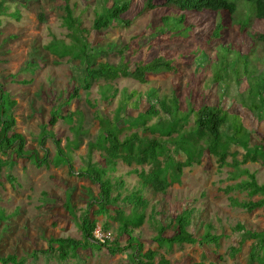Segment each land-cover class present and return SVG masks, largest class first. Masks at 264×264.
I'll return each mask as SVG.
<instances>
[{
  "label": "rangeland",
  "instance_id": "obj_1",
  "mask_svg": "<svg viewBox=\"0 0 264 264\" xmlns=\"http://www.w3.org/2000/svg\"><path fill=\"white\" fill-rule=\"evenodd\" d=\"M65 2L74 16L80 19L81 26L90 30L84 34L87 41L102 50L99 61L118 62L121 57L117 53L118 49L128 46L124 59L131 65L163 55L172 60L173 69L149 76L148 82L144 84L122 77L111 82L100 80L89 91L79 89L78 97L61 108L75 87L74 78L79 73V63L68 60V57L58 59L46 46L51 45L54 39L63 41L64 44L69 43V31L61 20ZM163 2L164 0H153L154 9L138 13L140 4L138 0H132L129 11L124 15V18L131 20L128 27H112L96 32L91 30V24L99 0H0V83L13 103L12 112L16 121L14 130L25 137L26 146L37 152L40 158L43 148L38 139L42 126L46 125V130H51L60 140L65 153L63 157L73 167V172L69 173L68 164H64L55 155V146L50 138L44 143L51 160L48 166L38 167L31 159H17L10 155L15 159L10 172L14 181L10 182L4 177V169L0 171V256L13 254L26 258L27 264H133L128 257L129 250L109 254L94 243L82 244L64 261L59 260L55 254L41 255L35 261L29 258L34 250L46 249L50 237H72L82 241L77 223L87 201L91 196H97L98 187L87 178L80 177L78 171L87 167L88 161L104 166L97 150H93L90 158H87L88 144L95 142L99 130L96 110H100L110 120L117 113L121 118L128 114L136 116L148 108L146 93L151 88L157 90L159 97L177 94L182 111H186L188 106L197 101L210 105H216L220 101L223 109L237 113L244 126L251 131V144H264V120L256 121L236 100L229 99L237 91L234 78L230 77L233 74L231 63L225 72L218 73L217 79L221 75L224 77L222 81L213 84L215 63L224 54L227 59L232 56L231 51L223 53L219 47L230 45L231 50H240L239 53L242 54V51L249 49L248 44L253 41L252 38L255 39V34H264V20H255L243 32L238 26L230 24L221 31L220 38L210 40V31L201 36L196 31L205 28L212 30L219 20L218 15L210 17L205 13H189L186 14V22L194 28L187 34V38L181 39L167 30L162 34L158 32L163 15L177 17L181 14L174 7H165ZM245 13V3H240L235 21L243 20ZM42 15L43 21L40 18ZM207 40L209 43H206ZM257 49L262 52V58L254 60V66L250 68L254 67L256 75L264 78V45ZM198 50L200 51L197 52ZM205 54L207 61L200 62L199 56L203 60ZM243 72V67L239 66L240 75ZM244 78L241 80L243 89L247 87ZM23 80L29 82L25 84L21 82ZM106 86H111V90L105 94L103 88ZM113 89H117L115 96L110 95ZM92 104L96 107H92ZM122 105L124 107L121 108ZM56 108L60 110V118L54 126H49L50 112ZM72 112L71 116L66 115ZM79 116L81 125L78 128ZM153 120L154 118L151 121ZM191 123L190 115L185 127ZM132 131L135 128H126L120 137ZM237 157L240 159V155ZM200 159V164L183 168L180 183L171 185L165 195L154 194L150 188L142 186L139 177L132 173L133 169L147 171L149 166H128L118 161L114 169L107 172L113 184L122 183L120 189L116 186L113 190L112 197L116 199L118 196L114 204L107 207L108 215L116 214L115 210L121 206L124 196H133L137 192L148 200L147 216L149 217L151 209L156 211V220L147 218L133 232L144 250L157 248L171 264H196L200 261L207 263L217 255H222L226 264H248L252 240L246 239L239 246V237L236 236L234 227L239 223L245 229L263 232L264 208L248 213L231 203L229 197L238 201L249 199L245 192H224L226 186L245 180L247 176L238 174L232 177L238 172L229 166L219 168L216 159L207 152ZM227 161L230 162V157ZM240 168L254 173L259 185L264 183V167L259 163L247 162ZM65 203L70 204L72 212ZM120 209L122 214L116 221L104 215L96 218V228L112 238L108 243L121 233L122 217L132 214L130 205ZM184 210H191L192 213L189 216L191 221L188 230L198 239L206 233L220 236L217 245L205 240L200 242L201 245L197 243L182 246L161 245L153 241L157 232L152 225L165 224ZM105 224L108 225L107 229L103 228ZM173 229L171 226L164 235H172ZM125 239L123 234L119 237L122 245ZM232 247H240L233 257L230 256Z\"/></svg>",
  "mask_w": 264,
  "mask_h": 264
},
{
  "label": "trees",
  "instance_id": "obj_2",
  "mask_svg": "<svg viewBox=\"0 0 264 264\" xmlns=\"http://www.w3.org/2000/svg\"><path fill=\"white\" fill-rule=\"evenodd\" d=\"M131 2L132 0H99L97 8H95L97 10H95L91 30L98 32L112 27H128L131 20L124 18V15L129 11ZM138 3L141 7L138 13L155 8L153 0H138ZM240 3H245L246 13L243 20L236 22L235 17L239 11ZM163 4L165 7H174L181 14L177 17L163 15L160 18L161 26H159L158 32L162 34L167 30L181 39L187 38V34L191 33L194 28L192 24L186 22V14L189 13H205L210 17L218 15L219 20L216 21L212 30L205 28L196 31L200 34L198 36L210 31V40L220 38L221 31L230 24L238 26V29L243 32L255 20H264V0H164ZM40 18L42 21L44 20L43 15ZM61 20L62 25L69 31L67 35L69 43L64 44L63 41L54 39V42L52 41L51 45H47L46 48L58 59L68 57V60L79 63V73L74 78L75 87L61 108H65L72 99L78 97L79 89L89 91L91 86L100 80L111 82L122 77L144 84L148 82L149 76L162 74L173 69L172 60L163 55L156 56L149 61H137L131 65L129 61L124 59V53L128 51V46L118 49L117 53L121 55L118 62L99 61L102 50L95 48L87 41L84 34L90 30L81 26L80 19L74 16L72 9L66 2L63 5ZM252 40L248 44L249 49L242 51V54L239 53L240 50H231L230 45L219 47L220 52L228 53L231 51L232 56L227 59L224 54L220 61L215 63L213 84L222 81L224 77L220 75L221 78L217 79L218 73L225 72L230 68L229 64L231 63L233 74L230 77L234 78L237 91L229 99L236 100L238 104L249 111L253 119L261 122L264 120V78L258 77L255 68L251 69L250 67L254 66L253 63L256 60L262 58V52L257 48L264 45V34L257 33L255 39L252 38ZM206 43L209 41L207 40ZM199 61L203 63L207 61V54L203 60L199 56ZM239 66L243 67V75L239 73ZM243 77L247 82V87L244 89L241 81ZM21 82L26 84L29 81L23 80ZM103 90L106 94L111 90V86H106ZM116 94L117 89H113L110 95L115 96ZM146 100L148 101V108L136 116L128 114L121 118L117 113L110 120L100 110H96L99 130L95 142L88 144L87 158H90L93 150H97L104 166L91 164L88 161L87 167L78 171L80 177L87 178L98 187L97 196H91L90 200L87 201L86 208L77 223L83 242L72 237H50L46 249L34 250L29 255L31 261H35L41 255L52 254L64 261L71 254L73 255L82 244L94 243L99 249H105L109 254L123 253L129 250L128 257L133 264H171L170 260L159 253L157 248L144 250L142 243L133 235L134 229L141 227L147 218L156 220L154 208L151 209L149 217L146 214L149 204L147 199L137 192L133 196H124L121 199V206L115 210L116 214L114 216L108 215L107 207L114 204L118 196L116 199L112 197L113 190L116 186L120 189L122 183L120 185L113 184L107 176V172L112 171L118 161L128 166H149L147 171L133 169L132 173L139 177L142 186L150 188L154 194L165 195L171 185L180 183L183 168L200 164L202 154L207 152L216 159L219 168L229 166L238 172L234 173L232 177H236L238 174L247 176L245 180L226 186L224 192L229 193L234 190L245 192L249 199L238 201L236 198L229 197L231 203L248 213L257 208H264V183L259 185L254 173L240 168L247 162L259 163L264 167V144L250 143L251 131L244 126L237 113L223 109L220 101L216 105L197 101L188 106L186 111H182L177 94L159 97L157 90L153 88L146 93ZM91 106L96 107L93 104ZM12 107L13 103L10 96L0 83V171L4 169V177L10 182L14 181V177L10 173L15 163V159L11 158L12 155L17 159H31L38 167L48 166L51 160L48 149L44 147L47 138L53 140L55 155L62 159L64 164H68L69 173H72L73 167L69 160L63 157L65 153L60 140L51 130H46V125L42 126L43 129L38 139L39 145L43 148L42 156L38 158L37 152L26 146L25 137L14 130L16 121ZM122 107L124 106L122 105ZM59 112L58 108L51 110L48 120L49 126H54L60 118ZM72 114L73 112L66 115L71 116ZM190 115L192 116V123L185 127ZM153 118L154 120L151 121ZM149 121L151 122L148 124ZM80 125L81 117L79 116L78 128ZM126 128H135V131L121 138L120 134ZM262 141L264 142V137ZM238 155H240V159L237 157ZM2 157H6V159ZM228 157H230V162L227 161ZM89 194L91 195V193ZM255 196L260 197L256 200L252 199ZM64 205L72 212L73 208L70 204L65 203ZM129 205L132 208V214L125 216L126 218L122 217L121 225L123 228L121 233L112 242L108 243L107 240L105 243L97 242L92 234L96 228V218L104 215L116 221L122 214L120 208ZM94 206L96 208H93ZM190 214H192L191 210H184L179 216L169 219L165 224L152 225L157 232L153 241L161 245L182 246L183 244L193 245L197 243L201 245L200 242L205 240V242H213L217 245L220 236L206 233L201 239H198L188 230L191 221ZM171 226L174 227L172 235L165 236V231ZM103 228L107 229L108 225L105 224ZM234 229L237 231L236 236L239 237V246L246 239L252 240L247 263L264 264V231H251L239 223L235 225ZM122 234L126 236L123 245L119 240ZM239 249L240 247H232L230 256L233 257ZM0 264H27V259L19 258L13 254L0 256ZM196 264H226V262L222 255H217L207 263L200 261Z\"/></svg>",
  "mask_w": 264,
  "mask_h": 264
},
{
  "label": "built area",
  "instance_id": "obj_3",
  "mask_svg": "<svg viewBox=\"0 0 264 264\" xmlns=\"http://www.w3.org/2000/svg\"><path fill=\"white\" fill-rule=\"evenodd\" d=\"M92 234L95 240L99 243H105L106 240H112V238H110V235L108 233H104L100 228H95Z\"/></svg>",
  "mask_w": 264,
  "mask_h": 264
}]
</instances>
